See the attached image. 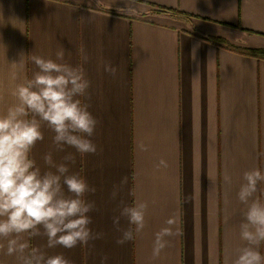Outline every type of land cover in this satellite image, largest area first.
I'll return each instance as SVG.
<instances>
[{
	"label": "crops",
	"instance_id": "obj_1",
	"mask_svg": "<svg viewBox=\"0 0 264 264\" xmlns=\"http://www.w3.org/2000/svg\"><path fill=\"white\" fill-rule=\"evenodd\" d=\"M228 44L264 50V0H0V115L38 71L32 57L55 60L63 47L64 62L90 82L78 99L98 121L94 155L55 151L46 124L32 150L42 171L49 151L57 164L75 156L70 171L96 188L85 196L98 209L90 227L104 234L49 255L72 264L103 256L107 264H230L245 246L243 174L264 173V58ZM161 160L166 167H157ZM253 198L264 203V182ZM141 202L144 228L122 217L120 228L132 235L118 245L113 217ZM170 218L173 235L154 255ZM26 239L30 247L47 243ZM257 250L264 255V242ZM0 264L16 258L0 252Z\"/></svg>",
	"mask_w": 264,
	"mask_h": 264
},
{
	"label": "clouds",
	"instance_id": "obj_2",
	"mask_svg": "<svg viewBox=\"0 0 264 264\" xmlns=\"http://www.w3.org/2000/svg\"><path fill=\"white\" fill-rule=\"evenodd\" d=\"M64 56L63 47L56 52L55 60L33 56L38 71L31 80L16 87L13 95L17 103L0 115V252L14 256L16 264H72L64 255H49L46 249H73L104 235L90 227L93 221L89 214L98 209L85 196L94 194L96 188L70 171L75 156L67 153L64 162L57 164L49 151L43 156L48 166L45 171L31 157L36 144L44 140L43 124L55 133V151L74 148L81 154L97 153L91 137L98 121L78 99L90 82L78 68L65 63ZM105 71L115 76L117 69L109 64ZM141 150L147 147L141 145ZM160 166L166 167V161L161 160L157 167ZM226 180L231 182L230 177ZM243 181L237 198L246 205L239 225V237L245 246L236 250L230 264H264V255L257 250L264 242V203L253 198L258 184L264 182V173L259 169L246 171ZM125 182L121 180V184ZM112 195L115 198L117 191ZM147 209V203L141 202L123 207L119 216L113 217V225L121 233L118 245H124L132 235L120 228L121 218H127L140 232ZM165 223L167 226L156 234L154 255L166 246L164 238L173 235L174 221L170 218ZM26 237L46 238L47 243L44 247H30ZM107 260V256L101 257L100 264H107Z\"/></svg>",
	"mask_w": 264,
	"mask_h": 264
},
{
	"label": "trees",
	"instance_id": "obj_3",
	"mask_svg": "<svg viewBox=\"0 0 264 264\" xmlns=\"http://www.w3.org/2000/svg\"><path fill=\"white\" fill-rule=\"evenodd\" d=\"M228 46L235 50L238 51L240 53H244V54H249V55H254V56H258V57H263L264 58V50H258V49H247V48H242V47H237V46H233L228 44Z\"/></svg>",
	"mask_w": 264,
	"mask_h": 264
}]
</instances>
